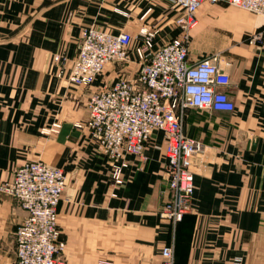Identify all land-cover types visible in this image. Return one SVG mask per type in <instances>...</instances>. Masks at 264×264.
Returning a JSON list of instances; mask_svg holds the SVG:
<instances>
[{"label": "crops", "instance_id": "crops-1", "mask_svg": "<svg viewBox=\"0 0 264 264\" xmlns=\"http://www.w3.org/2000/svg\"><path fill=\"white\" fill-rule=\"evenodd\" d=\"M175 15L170 0H0V183L30 160L65 171L57 223L67 264H160L167 244L175 264H264V38L250 39L263 16L209 2L195 12L189 57L220 54L234 108L185 111L184 133L205 148L192 165L191 211L176 224L158 214L167 183L161 132L147 142L142 167L127 155L125 182L112 187L109 161L86 127L90 93L134 76L138 41L129 62L109 64L91 85L67 80L82 28L134 35L154 25L158 47L178 35ZM25 215L0 193V261H14V229Z\"/></svg>", "mask_w": 264, "mask_h": 264}, {"label": "built area", "instance_id": "built-area-1", "mask_svg": "<svg viewBox=\"0 0 264 264\" xmlns=\"http://www.w3.org/2000/svg\"><path fill=\"white\" fill-rule=\"evenodd\" d=\"M176 10L177 36L154 46L157 28L141 27L132 35L127 31L111 33L93 26L81 29L79 46L67 80L89 86L106 66L129 62L130 43L139 66L132 77L119 76L104 82L85 102L86 127L98 142L110 164L112 187L125 182L123 170L127 155L136 156L143 166L145 146L155 131L162 134L165 155L166 187L161 191L158 214L172 224L191 211L194 191L193 161L204 148L200 140L183 131L187 109L232 111L234 101L227 92L230 76L220 54L191 59L189 30L196 23L195 12L203 2L234 5L264 17V0H170ZM141 16V18H143ZM264 38V26L250 39ZM65 59L54 54L53 60ZM58 75H62L60 69ZM46 129V132L53 130ZM66 173L42 160H30L13 170L10 180L0 183V193L14 197L26 215L14 229L15 259L0 264H67L65 242L60 238L57 205L65 188ZM111 195H115L114 192ZM160 264H175L174 245L161 248ZM97 264H111L101 260Z\"/></svg>", "mask_w": 264, "mask_h": 264}]
</instances>
